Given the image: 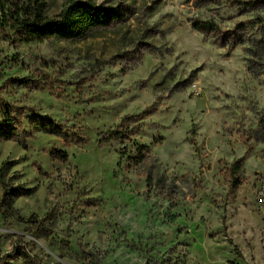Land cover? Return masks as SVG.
<instances>
[{"label":"rangeland","instance_id":"374dc122","mask_svg":"<svg viewBox=\"0 0 264 264\" xmlns=\"http://www.w3.org/2000/svg\"><path fill=\"white\" fill-rule=\"evenodd\" d=\"M92 1L120 16L83 38L0 25V110L17 120L0 257L264 264V0ZM13 187L32 193L4 204Z\"/></svg>","mask_w":264,"mask_h":264},{"label":"trees","instance_id":"16d2710c","mask_svg":"<svg viewBox=\"0 0 264 264\" xmlns=\"http://www.w3.org/2000/svg\"><path fill=\"white\" fill-rule=\"evenodd\" d=\"M47 0H17L9 5L8 0H0V25L21 30L29 39L42 41L47 38L78 39L85 37L94 27L105 25L118 20L120 14L114 9L96 4L92 0H69L61 11L53 16L46 13ZM0 121V140H11L17 131V120L14 113L8 108H2ZM37 124L46 132L60 134L63 131L48 115H36ZM113 132L111 137L116 136ZM139 146L137 156L133 161L143 160L144 152ZM62 160H67V154L56 152ZM236 168V166H235ZM3 169V168H2ZM31 189L13 187L5 191L3 203L12 205L15 198L30 195ZM15 253L25 255L26 252L17 247ZM14 253V254H15ZM27 258V259H28ZM0 264H13L9 255L0 257ZM28 264H38L34 259H28Z\"/></svg>","mask_w":264,"mask_h":264},{"label":"built area","instance_id":"2783aa9c","mask_svg":"<svg viewBox=\"0 0 264 264\" xmlns=\"http://www.w3.org/2000/svg\"><path fill=\"white\" fill-rule=\"evenodd\" d=\"M193 87H197V84H194Z\"/></svg>","mask_w":264,"mask_h":264}]
</instances>
